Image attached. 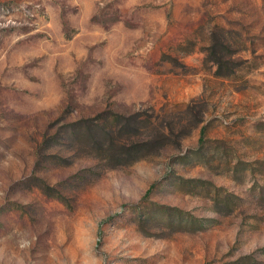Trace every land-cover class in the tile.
Masks as SVG:
<instances>
[{
	"label": "rangeland",
	"instance_id": "374dc122",
	"mask_svg": "<svg viewBox=\"0 0 264 264\" xmlns=\"http://www.w3.org/2000/svg\"><path fill=\"white\" fill-rule=\"evenodd\" d=\"M0 264H264V0H0Z\"/></svg>",
	"mask_w": 264,
	"mask_h": 264
},
{
	"label": "trees",
	"instance_id": "16d2710c",
	"mask_svg": "<svg viewBox=\"0 0 264 264\" xmlns=\"http://www.w3.org/2000/svg\"><path fill=\"white\" fill-rule=\"evenodd\" d=\"M149 193H150V189L145 193L144 199L147 198ZM160 209H161L162 212L167 213V214L170 213V212H173L174 214L185 216L183 212H181V211H179L177 209H169V208L164 207V206H160Z\"/></svg>",
	"mask_w": 264,
	"mask_h": 264
}]
</instances>
